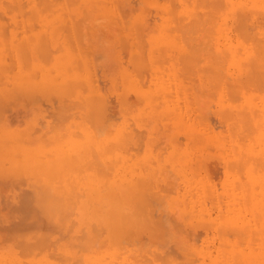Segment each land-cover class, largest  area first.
I'll return each mask as SVG.
<instances>
[{
	"label": "rangeland",
	"instance_id": "374dc122",
	"mask_svg": "<svg viewBox=\"0 0 264 264\" xmlns=\"http://www.w3.org/2000/svg\"><path fill=\"white\" fill-rule=\"evenodd\" d=\"M248 1L0 0V264H264V11ZM92 190L116 199V234Z\"/></svg>",
	"mask_w": 264,
	"mask_h": 264
},
{
	"label": "bare ground",
	"instance_id": "6f19581e",
	"mask_svg": "<svg viewBox=\"0 0 264 264\" xmlns=\"http://www.w3.org/2000/svg\"><path fill=\"white\" fill-rule=\"evenodd\" d=\"M206 2H207V1H206ZM239 2H240V1H239ZM239 2L237 1L236 4H235V3H231V5H230V12H229V16H230L229 19H230V20H229V19H228V20H229L231 23H233V22H237V24H238L237 26H234V25L232 24V26H234V27L236 28V30H234V32L237 31V30L240 28V27H239V26H240V23H241V21L244 20L243 17H241V20H240V19H237V14H236V12H235V10H236L237 8H243V4H241L242 2H241V3H239ZM190 3H191V2H190ZM204 3H205V2H204ZM248 3H249L248 6H249V8H250L249 12H250V14L253 15L254 17L258 16V15H257L258 12H260V11H264V8L262 7V4H263V3L261 4L260 1L249 0ZM186 4H189V3L186 2ZM205 4H206V3H205ZM213 4H214V3H213ZM93 5H94V4H93ZM175 6H176V5H175ZM225 6H226V5H225ZM248 6H247V7H248ZM11 7H12V6H11ZM191 7H192V6H191ZM170 8H171V7H169V9H170ZM192 8H194V7H192ZM173 9H174V8H173ZM243 9H244V8H243ZM172 12H173V11H172ZM174 12H175V11H174ZM172 15H173V14H172ZM238 15L240 16L239 13H238ZM34 16H35V15H34ZM173 16H175V15H173ZM38 17H39V16H38ZM175 17H176V16H175ZM172 18H173V17H172ZM180 18H181V17H180ZM180 18H179V20H181ZM199 18H201V17L199 16ZM199 18H198V19H199ZM206 18H207V17H206ZM262 18H263V21H264V16H262ZM176 19H177V18H176ZM182 19H183V18H182ZM198 19L195 18V20H198ZM209 19H210V15H209ZM226 19H227V18H226ZM177 20H178V19H177ZM173 21H174V19H173ZM209 21H210V20H209ZM209 21H208V22H209ZM212 21H213V20H212ZM212 21H211V22H212ZM226 21H227V20H225V22H226ZM239 21H240V22H239ZM203 22H204V21H203ZM203 22H202V23H203ZM205 22H206V21H205ZM208 22H206V23H208ZM180 23H181V22H180ZM183 23H184V22H183ZM195 23H196V22H195ZM199 23H201V22H199ZM246 23H247V22H246ZM246 23L244 22L245 25H246ZM208 24H209V23H208ZM212 24H213V23H212ZM228 24H229V23H228ZM244 24H243V25H244ZM182 25H183V24H182ZM201 25H202V24H201ZM210 25H211V24H210ZM260 25H261V24H260ZM263 25H264V24H263ZM263 25H262V26H263ZM196 26H197V25H196ZM215 26H216V25H215ZM226 26L229 27V29H228L229 31H232V30H230L231 25H230V26H229V25H226ZM226 26H225V27H226ZM234 27H232V28H234ZM242 27H243V26H242ZM253 27H254V26H253ZM237 28H238V29H237ZM243 28H244V27H243ZM243 28H242V29H243ZM246 28H247V27H246ZM246 28H245V29H246ZM179 30H180V29H179ZM196 30H197V29H196ZM199 30H200V29H199ZM211 30H212V29H211ZM228 30H227V32H229ZM193 31H194V30H193ZM244 31H246V30H244ZM180 32H181V31H180ZM223 32H224V31H223ZM225 32H226V31H225ZM227 32H226V35H227ZM246 32H248V31H246ZM229 33H230V32H229ZM229 33H228V34H229ZM237 33H239V30H238ZM241 33H242V32H241ZM244 33H245V32H244ZM248 33H249V32H248ZM181 34H182V33H181ZM245 34H247V33H245ZM251 34H253V33H251ZM263 34H264V33H263ZM177 35H178V34H177ZM231 35H233V34H231ZM241 35H242V34H241ZM245 36H246V35H245ZM247 36H248V35H247ZM174 37H175V36H174ZM240 37H241V36H240ZM185 38H186V37H185ZM232 38H233V37H232ZM244 38H245V37H244ZM187 40H188V39H187ZM191 40H192V39H191ZM161 43H162V42H161ZM161 43H160V44H161ZM184 43H185V42H184ZM185 44H186V43H185ZM47 46H48V45H47ZM47 46H46V47H47ZM186 46H188V45L186 44ZM192 46H194V45H192ZM162 47H163V46H162ZM188 47H189V46H188ZM164 48H165V47H164ZM193 48H194V47H193ZM195 48H196V47H195ZM47 49H48V48H47ZM57 49H58V48H57ZM203 49H204V48H203ZM158 50H160V46L158 47ZM207 50H208V49H207ZM158 52H159V51H158ZM160 52H162V51L160 50ZM164 54H165V53H164ZM208 57H209V56H208ZM252 60H253V59H252ZM208 61H209V60H208ZM254 62H255V61H254ZM250 64H251V63H250ZM250 64H249V67H250ZM254 64H255V63H254ZM256 64H257V63H256ZM219 65H220V64H219ZM74 67H75V66H74ZM221 68H222V67H221ZM223 68H224V67H223ZM253 68H255V67H253ZM187 70H189V69H187ZM218 70H219V69H218ZM224 70H225V69H224ZM251 70H252V69H251ZM259 70H260V69H259ZM193 71H194V70H193ZM193 71H192V72H193ZM252 72H253V71H252ZM260 72H261V71H260ZM49 73H50V72H49ZM49 73H48V75H49ZM261 74H262V73H261ZM52 75H53V74H50V76H51L50 81H51V83H52L51 87L54 86V89H55V88H57V87L59 86V85H58L59 83H58V82L55 83V80L52 79V77H54V76H52ZM68 75H69V74H68ZM34 76H35V75H34ZM34 76H33V77H34ZM253 76H254V75H253ZM214 78H216V77H214ZM64 79H65V78H64ZM68 79H69V78H68ZM57 80H58V79H57ZM58 81H59V80H58ZM68 82H70V81L67 80V83H68ZM67 83L63 84L62 86H67V85H66ZM60 84H61V83H60ZM69 84H70V83H69ZM235 84H236V83H235ZM70 85H71V84H70ZM61 88H62V87H61ZM66 88H67V87H66ZM180 88H181V87H180ZM219 88H220V87H219ZM54 89H53V90H54ZM69 89H70V88H69ZM63 90H64V88H63ZM53 92H54V91H53ZM58 93H59V92H58ZM63 93H64V92H63ZM54 94H55V93H54ZM65 94H66V93H65ZM59 96H60V95H59ZM59 96H57V97H59ZM79 97H80V96H79ZM64 98H65V97H64ZM76 100H77V99H76ZM62 101H63V100H62ZM80 102H81V101H80ZM86 102H87V101H86ZM84 103H85V101H84ZM71 106H72V105H71ZM87 110H88V109H87ZM87 112H88V111H87ZM99 112H100V111H99ZM54 114H55V113H54ZM96 117H97V116H96ZM91 118H92V117H91ZM61 119H62V118H61ZM96 119H97V118H96ZM89 120H90V119H89ZM94 120H95V119H94ZM54 121H55V120H54ZM61 124H62V123H61ZM90 125H91V124H90ZM93 125H94V123H93ZM108 128H109V127H108ZM105 132H106V131H105ZM111 134H112V133H111ZM65 137H66V136H65ZM94 140H95V139H94ZM96 141H97V140H96ZM98 143H99V142H98ZM88 145H89V144H88ZM21 146H22V145H21ZM89 146H90V145H89ZM89 146H88V147H89ZM25 148H26V147H25ZM89 148H90V147H89ZM89 148H88V151H87V152H89V154H90V150H91V149L89 150ZM92 148H93V147H92ZM108 148H110V147L108 146ZM98 149H99V148H98ZM24 150H25V149H24ZM244 150H245V149H244ZM32 151H34V150H32ZM25 152H26V151H25ZM34 152H36V153H35V155H34L33 157H30L31 161H32V160H34V161L36 160V162H37V159L40 160V164H39V165H40V167H42V168H41V169H42L41 171H43V170L45 169L46 171H48V172H46V174L50 173L51 171H55V172H51V173H54L55 176H56V175H57V174H56L57 166H54L56 170L53 169L52 167H53V165H58V164H55V163H59V161H60V160H59V156H58L59 154L55 155V154L52 153L53 156L51 155L52 157L50 158L49 156H47V157H44V156H43V157H42L41 154H40L41 151H34ZM42 152L44 153V151H42ZM16 153H17V152H16ZM49 153H50V152H49ZM68 153H69V152L67 151L65 154H68ZM107 153H108V152H107ZM17 154H19V153H17ZM50 154H51V153H50ZM95 154H96V153H95ZM97 154H98V153H97ZM105 154H106V153H105ZM20 155H21V154H20ZM98 155H99V154H98ZM102 155H104V154H102ZM16 156H17V155H16ZM114 156H115V155H114ZM100 157H101V156H100ZM109 157H110V156H109ZM112 157H113V156H112ZM115 157H116V156H115ZM115 157H113V158H115ZM19 158H20V157H19ZM43 158H44V162H46V163H43V162L41 163V159H42V161H43ZM60 158H61V157H60ZM67 158H68V157H67ZM106 158H107V157H106ZM116 158H117V157H116ZM26 159H27V158H26ZM30 159H28V160H30ZM45 159H46V160L51 159V160L53 161V162H52L53 164H52V163H49V162L46 161ZM65 159H66V158H65ZM84 159H85V158H84ZM84 159H82V160H84ZM108 159H109V158H108ZM62 160H63V159H62ZM67 160H68V159H67ZM103 160H105V159H103ZM31 161H30V162H31ZM54 161H56V162L54 163ZM65 161H66V160H65ZM17 162H18L17 160H16V162L14 161V163H16V164L19 165V162H18V163H17ZM20 162H21V161H20ZM85 162H86V163H85ZM87 162H88V164H87ZM90 162H92L91 159H89V161H88V160H87V161H84V163L88 165V169H90V168H89V166H90V165H89ZM26 163H27V162H25V164L23 163L24 165H26V166H23V167H27V168H28L29 165H27ZM70 163H71V162H70ZM79 163H80V162H79ZM23 164H21V165H23ZM34 164H35V162H34ZM61 164H62V163H61ZM85 164H83V163L80 164V165H82L81 168H80V171H82L83 169L85 170L86 167L83 168L84 166H86ZM94 164H96V163H94ZM18 165H17V169H18V167L20 166V165H19V166H18ZM39 165H38V164H37V165H36V164H35V165L30 164V168H31V166H32V167L34 166V167H35L34 170H37L36 167H38V170H39V169H40ZM64 165H67V166H65L64 170H62L63 168L59 167V168H58V171H60V170H61L62 172L64 171V173L66 174L65 169H68V168H67V167H68V164H62L61 166L63 167ZM83 165H84V166H83ZM15 166H16V165H15ZM45 166H46V167H45ZM51 166H52V167H51ZM95 166H96V165H95ZM20 167H22V166H20ZM20 167H19V169H21ZM43 167H45V168H43ZM50 167H51L53 170L49 171V170H50ZM96 167H97V166H96ZM14 168H15V167H14ZM82 168H83V169H82ZM94 168H95V167H94ZM25 169H26V168H25ZM59 169H60V170H59ZM95 169H96V168H95ZM27 170H30V169L28 168ZM31 170H32V169H31ZM78 170H79V169H78ZM101 170H102V169H101ZM58 171H57V173H58ZM31 172H32V171H31ZM38 172H40V170H39ZM44 172H45V171H44ZM44 172H41V173L44 174ZM67 172H68V171H67ZM85 172L87 173L88 171H85ZM96 172H97V171H96ZM113 172H114V171H113ZM35 173H36V172H35ZM64 173H63V174H64ZM71 173H72V172H71ZM81 173H84V172L82 171ZM101 173H102V172H101ZM106 173H107V172H106ZM30 174H31V176H32V174L34 175L33 172L30 173ZM38 174H39V173H38ZM54 174H52V175L54 176ZM59 174H60V173H58V175H59ZM61 174H62V173H61ZM61 174H60V177H61V176H64V178L66 177V175H61ZM72 174H74V173H72ZM88 174H89V173H88ZM98 174H99V173H98ZM35 175H36V174H35ZM44 175H45V174H44ZM58 175H57V176H58ZM81 175H84V176H81V177H83V178H81L80 180H83V179H85V178L88 180V175H87V174H81ZM85 175H87V177H86ZM89 175H90V176L92 175V177H94V175L91 174V173H90ZM103 175H104V174H103ZM46 176H47V175H45V177L43 176L44 179L46 178ZM75 176H76V175H75ZM105 176H106V175H105ZM34 177H35V176H34ZM41 177H42V176H41ZM48 177H49V176H48ZM50 177H51V174H50ZM60 177H58V178L60 179V180H58V182L61 181V178H60ZM76 177H77V176H76ZM95 177H96V176H95ZM100 177H101V176H100ZM38 178H39V177H38ZM52 178H53V177H52ZM64 178H62V180H63ZM46 179H47L46 181L48 182V179H49V178H46ZM65 179H66V178H65ZM90 179H91V177H90ZM93 179H95V178H92L91 180L93 181ZM96 179H97V177H96ZM109 179H110V178H109ZM39 180H40V179H39ZM56 180H57V179H56V177H55L54 181H56ZM80 180H79V182H80ZM87 180H86V181H83L84 183L82 182V184H81V182H80V185H82L84 188H83L82 186H81V187H82L84 190H86V192H87V189H90V191H91V189H94V188L92 187V185H94V187H95V191H96V189H97L96 186H97V185H95L92 181H91L92 183H89V182H88L89 180H88V181H87ZM98 180H100V179H98ZM101 180H102V179H101ZM101 180H100V181H101ZM32 181H34V180H32ZM40 181H41V180H40ZM46 181H45V182H44V181H41V182L47 183ZM51 181H52V180H51ZM54 181H53V183H54ZM100 181H99V182H100ZM34 182H35V181H34ZM61 182H62V181H61ZM61 182H60V183H61ZM85 182H86V184H87V182H88V185H86ZM35 183H36V182H35ZM38 183H39V182H38ZM53 183H50V184H53ZM60 183H55V184H57V186H60V185H58V184H60ZM62 183L64 184V185H61V186H62V189H63V187L66 186L67 183H65L64 180H63ZM62 183H61V184H62ZM50 184H49V186L52 187V185H50ZM90 184H91V187L89 186ZM102 184H103V183H101V185H102ZM262 184H263V183H261V185H262ZM85 185H86V188H85ZM101 185H99V186H100V187H99V191H100V189H103V188L101 187ZM105 185H106V184H105ZM138 185H139V184H138ZM172 185H173V184H172ZM87 186H89V188H87ZM51 187H49V188H51ZM54 187H56V186H54ZM66 187H67V186H66ZM97 187H98V186H97ZM58 188H59V187H58ZM67 188H68V187H67ZM79 188H80V187H79ZM108 188H109V187H107V189H108ZM60 189H61V188H60ZM62 189H61V190H62ZM107 189H106V190H107ZM106 190H105V191H106ZM110 190H111V189H109V191H110ZM57 191H58V190H57ZM90 191H89V192H90ZM95 191L93 192V190H92L93 195H92V193H90V194H91V197H90L91 199H92V197H94V194H96V193L99 192V191H98V192L95 193ZM102 191H103V193H106L104 190H102ZM102 191H101V192H102ZM109 191H108V194H109ZM112 191H114V190H112ZM53 192H54V190H53ZM84 192H85V191H84ZM89 192H88V193H89ZM14 193H15V192H14ZM55 193H56V192H55ZM55 193H54V194H55ZM88 193H86V195H87V197L89 198L90 194H89V196H88ZM112 193H113V192H112ZM84 194H85V193H84ZM101 194H102V193H101ZM55 195H56V194H55ZM79 195H80V194H79ZM97 195H98V194H97ZM97 195H96V197H97ZM99 195H100V194H99ZM105 195H106V194H105ZM140 195H141V194H140ZM140 195H139V196H140ZM31 196H32V195H31ZM31 196H30V197H31ZM80 196H81V195H80ZM102 196H103V195H100L101 198L98 196L100 199H99L98 197H97V198L94 197L95 199L93 198L94 200H92V201H94V202H98V203L100 202V203H101V202L103 201V199H104ZM109 196H111V194H109ZM115 196H116V194H115ZM28 197H29V196H28ZM83 197H84V196H83ZM87 197H86V198H87ZM54 198H55V197H54ZM54 198H53V199H54ZM56 198H57V197H56ZM56 198H55L56 201H54V200L51 201V199H49V200H47V201H51L50 203L53 204L54 202H57V199H56ZM84 198H85V197H84ZM86 198H85V200H87ZM106 198H107V196H106ZM106 198H105V199H106ZM108 198H109V197H108ZM137 198H138V197H137ZM137 198H135V199H137ZM101 199H102V200H101ZM138 199H140V198H138ZM80 200H81V199H80ZM115 200H116V199H115ZM115 200H113V199L108 200V202L110 201V202H109V203H110V206H109L108 208H106L107 210H106L105 212H103V213L101 212V214H100V215H102V220H98V221H97V219H94V220L96 221L97 225H99V227H100V225H103L104 227H105V226H111L112 228H108V229H109L108 231H109V233H111L110 230L113 231V232H112L113 234H116V232H118V231L121 230V228H122L121 224L118 225V223H119V222H118V221H119L118 218H119L121 215L118 214V211H119V210L117 211V210H116V209H117L116 206H114V204H113V203H115ZM32 201H33V200H32ZM47 201H46V202H47ZM89 201H90V200H89ZM92 201H91V202H92ZM91 202H90V204H91ZM104 202H105V201H103L102 205H105V204L107 203V199H106L105 204H104ZM111 202H112V204H111ZM32 203H33V202H32ZM32 203H31V204H32ZM48 203H49V202H48ZM81 203L83 204V201H82V202L80 201V204H79V205H82ZM98 203H96V204L92 203L91 205H94V207H95V205H97ZM109 203H107V205H105V206H108ZM33 204H34V203H33ZM55 204H56V203H55ZM55 204H54V205H55ZM88 204H89V202H88ZM88 204H87L86 207H89ZM115 204L117 205V202H116ZM48 205H49V204H48ZM57 205H59V202L57 203ZM98 205H99V204H98ZM102 205L100 204V207H102ZM121 205H122V204H121ZM38 206H39V204H38ZM42 206H43V205H42ZM42 206H40V207H36V206H33V205H32L31 208H35L37 211H43L44 208L47 209V210L49 209V206L46 207V205H44L45 207H44V208H41ZM50 206H51V205H50ZM82 206H85V205H82ZM82 206H81V208H83ZM52 207H55V206H52ZM86 207H85V208H86ZM246 207H247V206H246ZM85 208H83L84 213H85ZM51 209H52V208H51ZM87 209H88V208H87ZM102 209H103V208H102ZM245 209H246V208H245ZM36 210H35V211H36ZM104 210H105V209H104ZM244 211H246V210H244ZM29 213H30V212H29ZM35 213H36V212H35ZM84 213H83V214H84ZM244 213H245V212H244ZM75 214H77V213L75 212ZM88 215H89V214H88ZM96 215H97V212H96ZM35 216H36V214H35ZM76 216H77V215H76ZM81 216H82V215H81ZM83 216H84V215H83ZM97 216H98V215H97ZM79 217H80V216H79ZM79 217L77 216L76 218L78 219ZM243 217H244V216H243ZM80 218H81V217H80ZM87 218L89 219L90 216H88ZM91 218H92V216H91ZM93 218H94V217H93ZM93 218H92V219H93ZM81 219H82V218H81ZM247 219H248V218H247ZM79 220H80V219H79ZM82 220L84 221V217H83ZM83 221L80 223V227H81V225H83V224H82ZM90 221L92 222V220H89L88 222H90ZM96 223H95V224H96ZM89 224H90V223H88V225H89ZM40 225H41V223H40ZM93 225H94V224H93ZM117 225H118L119 227L121 226V228H119ZM116 226H117V228H116ZM161 226H162V225H161ZM96 227H98V226H96ZM104 227H101V228H104ZM89 228H91V226H90ZM105 228L107 229V227H105ZM123 229H124V228H123ZM123 229H122V230H123ZM91 230H92V229H91ZM91 230H90V231H91ZM78 231H79V230H78ZM83 231H84V230H83ZM75 232H76V231H75ZM84 232H85V231H84ZM88 232H89V231H88ZM92 232H93V231H92ZM98 232H99V231H98ZM106 232H107V231H106ZM77 233H80V231L77 232ZM107 233H108V232H107ZM109 233H108V234H109ZM74 234H75V233H74ZM99 234H100V233H99ZM104 234L106 235V233H104ZM113 234H112V235H113ZM81 235H82V234H81ZM100 236H101V235H100ZM113 236H114V235H113ZM83 237H84V236H83ZM116 237H117V236H116ZM243 237H244V235H243ZM77 238H78V237H77ZM80 238H81V237H80ZM105 238H106V237H105ZM73 239H74V238H73ZM113 239H114V238H113ZM255 239H256V238H255ZM114 240H115V239H114ZM240 240H241V239H240ZM81 241H82V239H81ZM255 241H256V240H255ZM238 242H239V240H238ZM114 243H115V242H114ZM245 243H246V241H245ZM72 244H73V243H72ZM241 244H242V243H241ZM252 244H253V243H252ZM252 244H251V245H252ZM239 245H240V244H239ZM239 245H238V246H239ZM37 246H38V245H37ZM37 246L35 245V246H33V247H37ZM67 246H68V245H67ZM67 246H66L65 248L63 247V248H62V251L66 249V253L69 252ZM72 246H74V245H72ZM249 246H250V245H248V247H249ZM31 247H32V246H31ZM39 247H40V245H39ZM81 248H82V247H81ZM238 249H242V248H239V247H238ZM243 250H244V249H243ZM72 251H73V250H72ZM78 251H79V250H78ZM187 251H188V250H187ZM257 251H258V250H257ZM62 253H63V252H61V254H62ZM64 253H65V252H64ZM66 253H65V254H66ZM84 253H85V252H84ZM253 253H254V252H253ZM67 254H70V252L67 253ZM190 254H191V253H190ZM63 255H64V254H63ZM63 255H62L61 257H64ZM70 255H71V254H70ZM70 255H69V257H71ZM80 255H81V254H80ZM231 255H232V251H231V253H230V256H231ZM241 255H242V256H241V259H242L243 263H244V261L247 263L246 260H248L249 258L247 259V258H245V257H246V256H249V255H252V253H251L250 249H247L246 251L242 252ZM66 256H68V255H66ZM254 256H255V255H254ZM254 256H253V258H254ZM256 256H257V255H256ZM74 257H75V256H74ZM112 257H113V255H112ZM188 257H189V256H188ZM231 257H232V256H231ZM79 258H81V256H80ZM82 258L85 259L86 257L83 256ZM189 258H190V257H189ZM7 259H8V258H7ZM67 259L69 260L70 258L67 257ZM67 259H66V260L63 259V260H65V262H66ZM73 259H74V258H73ZM93 259H94V258H93ZM108 259H109V258H108ZM10 260H11V258H10ZM60 260H61V259H60ZM74 260H75V259H74ZM80 260H83V259H80ZM85 260H86V259H85ZM106 260H107V259H106ZM252 260H253V259H252ZM69 261H70V260H69ZM110 261H111V262H110ZM110 261H109L110 264H112V262L115 263V264H117L115 260H114V261H113V260H110ZM119 261H120V260H119ZM248 261H249V260H248ZM41 262H42V261H41ZM75 262H76V261H75ZM84 262H85V261H84ZM90 262H92V260H91ZM97 262H98V261H97ZM101 262H102V259L100 258V261H99L97 264H99V263L101 264ZM103 262H104V261H103ZM107 262H108V261H107ZM234 262H235V261H234ZM62 263H63V262H62ZM93 263H94V262H93ZM122 263H123V262H122ZM232 263H233V262H232ZM34 264H35V263H34ZM77 264H80V263H77ZM95 264H96V263H95ZM103 264H105V263H103ZM106 264H107V263H106ZM120 264H121V263H120ZM244 264H245V263H244Z\"/></svg>",
	"mask_w": 264,
	"mask_h": 264
}]
</instances>
